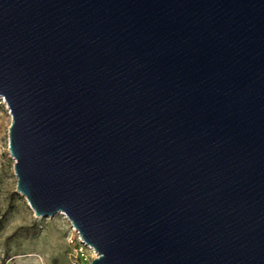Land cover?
<instances>
[{"label": "water", "instance_id": "obj_1", "mask_svg": "<svg viewBox=\"0 0 264 264\" xmlns=\"http://www.w3.org/2000/svg\"><path fill=\"white\" fill-rule=\"evenodd\" d=\"M0 99L92 264H264V0H0Z\"/></svg>", "mask_w": 264, "mask_h": 264}, {"label": "rangeland", "instance_id": "obj_2", "mask_svg": "<svg viewBox=\"0 0 264 264\" xmlns=\"http://www.w3.org/2000/svg\"><path fill=\"white\" fill-rule=\"evenodd\" d=\"M11 125L7 104L0 99V264H71L69 220L64 215L38 218L17 191Z\"/></svg>", "mask_w": 264, "mask_h": 264}, {"label": "built area", "instance_id": "obj_3", "mask_svg": "<svg viewBox=\"0 0 264 264\" xmlns=\"http://www.w3.org/2000/svg\"><path fill=\"white\" fill-rule=\"evenodd\" d=\"M70 229L71 235L68 238V245L70 247L71 264H92L98 258V254L84 243L82 237L73 226Z\"/></svg>", "mask_w": 264, "mask_h": 264}, {"label": "bare ground", "instance_id": "obj_4", "mask_svg": "<svg viewBox=\"0 0 264 264\" xmlns=\"http://www.w3.org/2000/svg\"><path fill=\"white\" fill-rule=\"evenodd\" d=\"M61 215H63V214H61Z\"/></svg>", "mask_w": 264, "mask_h": 264}]
</instances>
